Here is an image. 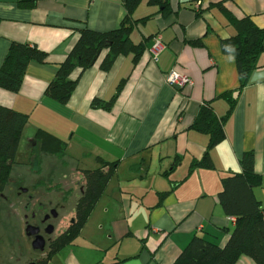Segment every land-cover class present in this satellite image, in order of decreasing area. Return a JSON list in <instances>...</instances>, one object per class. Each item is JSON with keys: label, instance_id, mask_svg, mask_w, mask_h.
I'll return each instance as SVG.
<instances>
[{"label": "crops", "instance_id": "0c3cea01", "mask_svg": "<svg viewBox=\"0 0 264 264\" xmlns=\"http://www.w3.org/2000/svg\"><path fill=\"white\" fill-rule=\"evenodd\" d=\"M124 2L0 0V66L13 41L46 53L42 63L28 64L17 92L0 88V105L27 115L7 187L33 168L31 176L47 172L49 180L63 173L64 185L52 186L74 196L72 201L56 198L60 208L71 209V222L75 185L83 192L81 171L114 165L80 230L47 264H172L193 238L223 246L236 221L220 205L221 180L241 173V157L250 151L258 176L252 191L264 219V44L244 86L235 58L221 49V41L237 34L236 22L245 16L264 29V0H167L166 10L141 0L130 16L129 50L108 70L99 64L102 52L92 67L74 71L78 81L66 104L47 97L45 87L79 29H116L125 15ZM156 35L161 48L154 59L150 50ZM175 67L192 79V86L178 90L165 82L164 75ZM94 98L113 102L109 109L92 108ZM205 104L222 121L224 135L211 147L210 134L193 127ZM38 129L66 142L62 158L51 156L52 166L63 171L42 167L49 157L36 151ZM205 154L212 166L188 172ZM41 187L37 181L32 188ZM239 263L254 261L242 255Z\"/></svg>", "mask_w": 264, "mask_h": 264}, {"label": "trees", "instance_id": "16d2710c", "mask_svg": "<svg viewBox=\"0 0 264 264\" xmlns=\"http://www.w3.org/2000/svg\"><path fill=\"white\" fill-rule=\"evenodd\" d=\"M141 0H125V15L118 27L112 31L98 32L88 28L79 29L78 37L64 60L58 65L52 80L46 85L44 94L60 104H66L74 91L77 79L74 71L82 73L92 67L102 52L100 67L108 70L117 56L129 50V35L132 29L131 13ZM167 9V0H149ZM237 34L221 41L224 53L235 58L244 86L250 72L256 68L258 56L263 51L264 29L254 24L249 16L237 20ZM192 44H199L193 41ZM138 54L136 52L135 58ZM46 53L36 47L13 41L0 66V88L17 92L24 72L30 62L42 63ZM110 101L94 98L92 108L109 109ZM27 115L0 105V195L9 184L16 153ZM193 127L210 134V147L220 142L224 135L222 121L216 117L209 104L200 107ZM38 151L45 155L62 158L65 155L66 142L44 129L35 133ZM242 172L224 177L222 189L218 194L224 213L236 221V226L223 246L209 243L201 238H193L172 264H240V256H248L254 264H264V219L263 210L254 197L252 187L258 176L254 172L253 152H246L240 160ZM105 169H85L81 171L83 192L76 201L74 218L66 230L50 245V252L43 261L47 264L50 256L58 251L86 221L92 208L98 201L114 170L113 164H104ZM210 158L205 154L202 159L194 160L188 170L197 167H211ZM36 264V263H35Z\"/></svg>", "mask_w": 264, "mask_h": 264}, {"label": "rangeland", "instance_id": "374dc122", "mask_svg": "<svg viewBox=\"0 0 264 264\" xmlns=\"http://www.w3.org/2000/svg\"><path fill=\"white\" fill-rule=\"evenodd\" d=\"M36 151L39 157H49V160L44 159V162L42 163V167H48V172L51 170V168H55L56 172L63 171L55 165L52 166L51 163L53 162L51 155L41 154L38 151V147H36ZM43 157L41 159H43ZM20 158L22 159V162H25L28 159V156L26 155ZM33 170L35 169L33 168ZM33 170H30L29 173L33 172ZM29 173H25V177L22 180L18 179V182L6 187L3 191L2 197H0V264H33L40 261L41 259L46 258V238H43L45 241V248L43 251L33 249L31 246L33 237L27 235L28 233L26 231V227L29 225L32 227H34L33 225H37L45 230L43 223L45 216L43 215L45 212H48L49 209H44L45 207L38 208V205L43 202L46 207H48L49 205H52L51 200H55L57 202L56 198H58L63 193V190H61V187L55 186L56 188H53L54 186L52 185L56 182H60L59 184L63 186L65 180L61 181L60 179L63 173L56 175L53 174L52 180H49L50 176H47V172L41 174L43 175L42 178H38L37 176L33 175L31 176ZM37 181H40L42 183V187L37 188L35 191L32 187L34 186V184H36ZM75 182L79 183V178H77L75 181H72L73 184H75ZM29 186L32 188V190L29 188ZM49 186H52L51 188L53 189L50 188V190H46V188L49 189ZM76 186L78 185H75L74 188L77 192H79L78 190L80 189H78V187ZM25 188L29 189V193L28 191H21V189ZM45 192H47L48 195H46ZM69 196L71 198L70 201L74 200V196ZM73 202L74 203L72 204V202L70 203L69 201H67L66 205H69L70 203V206L74 207L75 201ZM27 204H29V208L27 207ZM67 210H59V218L54 221V223L52 222L54 225L51 224L54 226V232L53 234L52 232L48 234H52V236H55L59 232L57 228L66 225V221L71 217V209L69 208L68 212ZM33 212L37 217L35 221L30 220V215ZM44 233L45 232H42V234Z\"/></svg>", "mask_w": 264, "mask_h": 264}, {"label": "flooded vegetation", "instance_id": "af4514ba", "mask_svg": "<svg viewBox=\"0 0 264 264\" xmlns=\"http://www.w3.org/2000/svg\"><path fill=\"white\" fill-rule=\"evenodd\" d=\"M67 191H63V193L60 195L61 197H59L60 198V200H62V201H64V200H66L67 198H68V196H69V194L71 193H66ZM28 193H29V191H28ZM65 196H67V197H65ZM79 196H80V194H79V192H78V194H77V197H76V199H75V204H76V201H77V199L79 198ZM31 197V196H30ZM58 199V198H57ZM60 200L59 201H57L56 203H55V206H52V205H49L48 207H46V205L42 202V203H40L39 205H38V208H42V207H45L44 209H49V211L48 212H45L44 213V215L43 216H45V219H44V217H43V219H44V221H43V223H44V228H45V230H43L41 227H39V226H37V225H33L35 228H37L38 227V232H37V234L38 235H40V236H42V238H46V241H47V246H46V248H47V252H46V256H47V254L51 251L50 250V245L51 244H53V242L55 241V240H57L58 238H59V236L66 230V228L68 227V225L70 224V220L68 221V223L66 222V226L67 227H63V228H57L58 230H59V232L57 233V235H55V236H52V234H53V232H54V221H56L59 217H58V214L56 213V211L58 210V208H60L59 207V202H60ZM51 204H52V201H51ZM52 206V207H51ZM27 207L29 208V204H27ZM74 208H75V205H74ZM32 209V208H31ZM62 209V208H61ZM32 212V211H31ZM43 214V213H42ZM37 219V217H36V214L33 212V213H31V215H30V220L31 221H35ZM72 219V218H71ZM53 222V223H52ZM51 224H53V225H51ZM50 229H52V234H48L47 233V231H49ZM42 232H45L44 234H42ZM33 238L35 237V236H32ZM44 259H41L40 261H43ZM39 262V261H38ZM36 264H37V262H36Z\"/></svg>", "mask_w": 264, "mask_h": 264}, {"label": "built area", "instance_id": "2783aa9c", "mask_svg": "<svg viewBox=\"0 0 264 264\" xmlns=\"http://www.w3.org/2000/svg\"><path fill=\"white\" fill-rule=\"evenodd\" d=\"M196 6H198V4ZM160 40H161L160 35H156L153 39V45L151 47L150 54L152 55V57H154V59L157 55V52L161 48ZM164 80L168 85L178 90L183 89L187 86L190 87L193 85L192 79L186 73L182 72L177 67L172 69L169 73L165 74ZM230 219L234 220V218H231V217Z\"/></svg>", "mask_w": 264, "mask_h": 264}, {"label": "water", "instance_id": "95a60500", "mask_svg": "<svg viewBox=\"0 0 264 264\" xmlns=\"http://www.w3.org/2000/svg\"><path fill=\"white\" fill-rule=\"evenodd\" d=\"M21 191H24L25 192V191H27V189L26 188L25 189H21ZM82 191H83V189H82ZM26 231L28 233L27 235H29V236H35L33 238V241L31 242L32 248L33 249H37L39 251H43L44 248H45V241L42 238V236H40V235L37 234L38 228H35V227H32V226L29 225V226L26 227ZM50 232H52V229H50L49 231H47V233H50ZM33 264H35V263H33Z\"/></svg>", "mask_w": 264, "mask_h": 264}]
</instances>
